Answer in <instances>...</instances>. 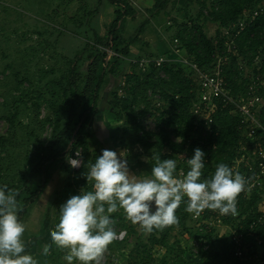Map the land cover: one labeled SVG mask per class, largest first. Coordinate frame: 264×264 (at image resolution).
<instances>
[{"label": "trees", "instance_id": "1", "mask_svg": "<svg viewBox=\"0 0 264 264\" xmlns=\"http://www.w3.org/2000/svg\"><path fill=\"white\" fill-rule=\"evenodd\" d=\"M108 1L114 5L123 3L114 10L106 38L89 27L92 38L76 50L74 58L69 57L62 68L55 66L56 60L44 70L48 76L55 75L50 79L54 85L46 92L48 98L42 99V93L30 97L28 88L21 87L22 78L17 71L12 72L11 80L5 75L0 79L2 87L13 82L9 96L0 102L6 113L0 118L8 122L6 134H0V186L7 185L19 193L17 199L22 206L19 219L24 224L45 195L53 172L68 174L67 188L58 189L59 193L65 194L74 186L79 191L92 190L82 173L106 149L104 139L116 152L128 149L133 156L137 152L149 157L144 164L148 176L157 157L175 159L176 175L179 169L186 173L190 170L187 160L200 148L205 153L202 178L213 175L219 163L231 168L243 153L242 147L249 142L246 123H241L238 112L233 113L234 105L221 107L222 102L217 99H214L217 107L210 131L205 130L206 120H199L192 111L200 98V86L197 72L189 64L177 62L176 57L166 54L133 55L132 52L145 25L163 14L170 22L165 29L166 33L170 31L166 39L176 40L189 62L205 69L215 61L216 54L221 55L225 89L240 101L246 96L249 84L264 77V12L259 11L253 18L248 15L251 10L259 9L264 0H154L144 9L148 16L135 35L129 37L124 35L125 20L140 9L129 0ZM96 8L87 14L91 15ZM240 22L243 28L237 32ZM212 24L214 33L208 34ZM102 47H111L116 54L106 60ZM160 55L170 60L159 68L153 62L144 69L132 62V59H153ZM160 70L164 76L159 74ZM14 90L19 93L14 94ZM257 90L262 93L264 86ZM43 104L47 114L39 118ZM22 114L28 115L27 123L20 120ZM256 117L259 120L257 113ZM46 124L51 125V130L43 141L39 137ZM255 131L258 133L259 129L256 127ZM75 152L80 153L78 168L68 162ZM263 187L264 181L248 196L239 195L236 216L206 210L194 218L185 211L186 203H182L176 211L179 224L162 231L153 230L146 240H143L144 230L141 228L138 233L134 223L119 210L111 218L126 229L127 236L113 242L124 244L134 237L139 240L124 264H264V246L255 241L264 234V209L260 208ZM52 203H48L44 212L41 228L49 223ZM210 222L226 225L230 231L215 233L213 237L215 226ZM34 234L26 228L23 236L26 252ZM182 234L188 237L185 245L178 240ZM171 235L175 236L172 240ZM236 237L240 240L241 254L235 253ZM155 248L175 256L168 257L169 253H165L159 260L152 259ZM59 258L57 263L62 261ZM112 263L110 259L105 264Z\"/></svg>", "mask_w": 264, "mask_h": 264}, {"label": "clouds", "instance_id": "2", "mask_svg": "<svg viewBox=\"0 0 264 264\" xmlns=\"http://www.w3.org/2000/svg\"><path fill=\"white\" fill-rule=\"evenodd\" d=\"M204 159L205 153L196 148L187 160L190 170L177 176L175 159L157 157L150 176L139 178L116 151L102 150L82 173L92 190H81L61 205L59 221L50 231L52 244L66 250L68 264H99L101 254L118 238L111 217L119 210L146 233L178 225L176 211L182 203L194 218L206 209L236 216L238 197L249 190L250 178L234 173L226 163H219L213 175L202 178ZM68 162L73 168L81 167L79 159ZM18 195L7 185L0 186V264H38L26 252ZM50 248L46 244L42 254L49 255Z\"/></svg>", "mask_w": 264, "mask_h": 264}, {"label": "rangeland", "instance_id": "3", "mask_svg": "<svg viewBox=\"0 0 264 264\" xmlns=\"http://www.w3.org/2000/svg\"><path fill=\"white\" fill-rule=\"evenodd\" d=\"M129 1H131L133 7H138L140 12L134 16L129 15L125 20V37L135 35L144 17L148 16L144 9L151 6L154 0ZM122 3L114 5L108 0H0V79H3L2 77L5 75L11 80L13 77L12 72L17 71L20 78H22L21 87L28 88L30 97L35 98L37 93H42V99L48 98L49 95L46 92L50 91L54 85L53 82H50V79H53L55 75L48 76L44 73V70H48L56 60L58 63L55 66L62 68L70 58H74L76 50L82 48L89 41V38H92L93 33L92 31L88 32L89 27H94L98 34L105 39L108 34V26L114 18V10L121 7ZM94 8L96 10L91 15L87 14V11ZM141 11L144 13H141ZM72 18L75 21L74 23L73 20L71 22ZM169 25L170 22L163 14L157 19L152 18L145 25L138 41L134 43L132 54H166L172 58L176 57L174 59L180 62L181 58L178 55L181 51L175 53L173 46L176 43L172 39H166L170 31L166 33L165 29ZM73 29L74 32H72ZM214 30L215 25H209L208 34L214 33ZM9 64L10 66H8ZM29 81L32 83L31 85H29ZM12 88L13 82H8L6 87L0 85V92L2 93L5 90L4 94L0 93V102L3 101L5 96H9L8 90ZM13 93L18 94L19 91L14 90ZM28 102L30 103V100ZM256 109L259 120L264 126V101H262V104H258ZM1 114L6 113L0 108ZM45 114H47V108L43 104L39 108V118ZM27 117V114L19 116L22 123H27ZM7 128L8 122L6 119L0 118V134H6ZM50 130L51 125L46 124L39 138L46 141ZM104 143L106 149L115 151V148L106 143L105 139ZM117 154L121 156V159L127 160L130 173L137 175L139 178L149 175L144 167L149 157L137 152L133 156L132 153H128V149L117 150ZM126 154L129 157L126 158ZM61 174L62 172L59 175L58 171L52 173L45 195L42 196L38 205L26 218L25 226L28 232L35 233L34 240L31 242L27 253L32 254L38 260V264H68L64 259L66 250L58 249L52 244L50 231L54 229L59 221L62 205L60 200L63 199L62 202L64 203L70 196L78 194L80 191L78 187L74 186L69 188L65 194L59 193L58 189L65 190L67 188L69 179L68 174ZM48 203L53 204L50 210V220L45 228H41V223L45 220L44 212ZM261 204L260 208H264V198H262ZM210 223L215 226L213 237L215 233H228L230 231L226 225ZM134 226L137 232L141 233V227L138 224H134ZM114 228L123 227L115 222ZM147 236L148 233L144 231L143 240H146ZM174 237V235H171L170 239L172 240ZM187 238L184 234L178 236V240L182 245L187 243ZM138 241L134 237L128 239L124 244L112 242L101 254L99 264H105L110 259L113 261L112 264H124L131 249ZM46 244L51 245L50 253L47 256L42 254L43 247ZM165 253L169 252L164 249L157 251V248H155L152 250V257H154L152 259L159 260ZM174 256L175 253H169L168 257ZM57 257H61L59 258L62 260L60 263L56 262ZM186 257H190L189 254H186ZM73 264H78V262L74 261ZM92 264H95V262H92Z\"/></svg>", "mask_w": 264, "mask_h": 264}, {"label": "built area", "instance_id": "4", "mask_svg": "<svg viewBox=\"0 0 264 264\" xmlns=\"http://www.w3.org/2000/svg\"><path fill=\"white\" fill-rule=\"evenodd\" d=\"M259 11L264 12V2L259 9L251 10L248 15L253 18L259 13ZM246 17H244V20ZM238 25L239 29L236 30L237 32L241 31L243 28V22L238 23ZM238 25L235 27H238ZM173 42L176 43L175 46H173V51L175 50V53L180 52L181 50L178 49L177 41L174 40ZM102 49L106 52V60H108L112 55L116 54L111 49V47H102ZM178 56L182 57L181 61L189 64L197 72L200 86V98L193 104L192 111L199 120H206V131H210V123L213 121L212 114L217 107V102H214V99L222 102L221 107L230 104L234 105L233 113L238 112L241 123H246L245 128L247 129L250 139L249 142L242 147L243 153L231 168L233 169L234 173L238 172L246 178H250L248 186L249 190L240 194L241 196H248L251 191L261 187L264 181V127L260 124L256 117V107L258 104H262V101H264V91L260 93L257 90L259 87L264 86V77L258 78L257 82L255 83H250L249 88L246 91V96L244 98L241 97V100L238 101L229 95L225 89L226 82L222 73V57L219 53L216 54L215 61L212 63V65L205 69H201L194 62H189L182 54V51ZM166 60L170 59L160 55L154 57L153 59H147L145 57L140 59H132V62L139 64V67L144 69L149 62H153L155 66L159 68ZM159 74L164 76V71L160 70ZM194 123H196V121ZM256 127L259 129L258 133L255 131ZM76 153L77 152H75V157H71V159L80 160V157H77ZM241 167L243 169L240 170ZM182 173H184L182 169H179L177 176H180ZM238 207L239 204L237 203V208ZM192 216L194 217L193 214ZM115 230L118 234V238L116 239L117 241H121L127 236L126 229L116 228ZM120 233H123V236H120ZM255 241L260 247L264 246V234L255 238ZM235 242L237 243L235 253L241 254V248L239 247L240 240L238 237L235 238ZM205 246L206 245H204L203 248Z\"/></svg>", "mask_w": 264, "mask_h": 264}, {"label": "crops", "instance_id": "5", "mask_svg": "<svg viewBox=\"0 0 264 264\" xmlns=\"http://www.w3.org/2000/svg\"><path fill=\"white\" fill-rule=\"evenodd\" d=\"M53 186V185H52ZM262 209H264V208H262Z\"/></svg>", "mask_w": 264, "mask_h": 264}]
</instances>
